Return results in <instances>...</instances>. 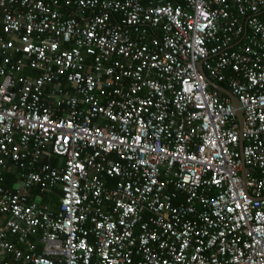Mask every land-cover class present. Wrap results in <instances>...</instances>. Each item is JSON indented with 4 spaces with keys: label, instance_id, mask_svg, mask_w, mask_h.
<instances>
[{
    "label": "built area",
    "instance_id": "1",
    "mask_svg": "<svg viewBox=\"0 0 264 264\" xmlns=\"http://www.w3.org/2000/svg\"><path fill=\"white\" fill-rule=\"evenodd\" d=\"M10 163L0 264H264V0H0Z\"/></svg>",
    "mask_w": 264,
    "mask_h": 264
},
{
    "label": "crops",
    "instance_id": "2",
    "mask_svg": "<svg viewBox=\"0 0 264 264\" xmlns=\"http://www.w3.org/2000/svg\"><path fill=\"white\" fill-rule=\"evenodd\" d=\"M60 158L55 155H49L48 157L42 158L39 160L38 165L43 164H52L55 165L59 163ZM25 173L24 169H21L14 164L10 163L7 169L3 172V180L0 182L6 190L16 192L18 190H23L24 181L23 174ZM30 193L33 199L40 200L43 203H49L51 208L56 212L59 209L60 202L59 197L61 196V189L56 188L51 192H47L40 196V189L37 185H34L30 188ZM40 197V198H39Z\"/></svg>",
    "mask_w": 264,
    "mask_h": 264
},
{
    "label": "water",
    "instance_id": "3",
    "mask_svg": "<svg viewBox=\"0 0 264 264\" xmlns=\"http://www.w3.org/2000/svg\"><path fill=\"white\" fill-rule=\"evenodd\" d=\"M199 69L203 72V68H202L201 64L199 65ZM208 81H209V83H210V85H211V87L213 89L220 91L223 95L227 96L231 100V103H232L233 107L236 109L237 119H238L239 123L242 125L243 113L240 110V107H239L240 104H239L238 99L228 89H226V88L214 83L210 79H208ZM241 148H242V146H241ZM242 176H243L244 182L246 183L245 168H244V170L242 172Z\"/></svg>",
    "mask_w": 264,
    "mask_h": 264
},
{
    "label": "trees",
    "instance_id": "4",
    "mask_svg": "<svg viewBox=\"0 0 264 264\" xmlns=\"http://www.w3.org/2000/svg\"><path fill=\"white\" fill-rule=\"evenodd\" d=\"M115 182L111 181V184H114Z\"/></svg>",
    "mask_w": 264,
    "mask_h": 264
}]
</instances>
